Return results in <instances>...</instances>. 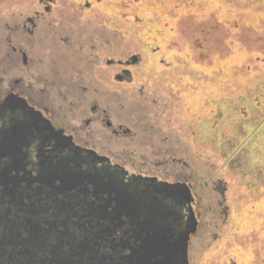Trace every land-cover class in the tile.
Wrapping results in <instances>:
<instances>
[{
  "label": "flooded vegetation",
  "instance_id": "1",
  "mask_svg": "<svg viewBox=\"0 0 264 264\" xmlns=\"http://www.w3.org/2000/svg\"><path fill=\"white\" fill-rule=\"evenodd\" d=\"M110 2L0 0V264H49L46 225L56 218L62 230L66 212L102 206L108 196L93 190L106 181L124 191V226L110 239L124 238V264L160 263L163 241L174 263L181 233L187 264H264V215L244 235L239 221L246 202L264 204V173L246 182L219 172L207 152L211 126L195 142L192 125L173 117L166 85L177 79L142 77L133 94L119 87L135 83L150 55L98 12ZM216 117L221 110L213 130ZM173 185L190 191L192 214L170 196Z\"/></svg>",
  "mask_w": 264,
  "mask_h": 264
},
{
  "label": "rangeland",
  "instance_id": "2",
  "mask_svg": "<svg viewBox=\"0 0 264 264\" xmlns=\"http://www.w3.org/2000/svg\"><path fill=\"white\" fill-rule=\"evenodd\" d=\"M110 3L105 11H100L103 4L97 11L113 17L115 33H126L129 44L137 50L142 46L151 57L136 69L133 85L119 87L133 94L139 91L142 77L177 79L178 85H166L174 88L171 92L178 99L172 101L178 110L173 117L179 124L192 125L195 142L211 126L207 152L219 172L248 174L246 182L264 173V0ZM150 48H160L159 56L153 57ZM145 87L151 90L153 84ZM218 110L221 118L216 117L213 130ZM250 202L239 218L245 223L243 235L245 228L259 227L260 214L264 215V204ZM247 255L244 260L249 261Z\"/></svg>",
  "mask_w": 264,
  "mask_h": 264
},
{
  "label": "water",
  "instance_id": "3",
  "mask_svg": "<svg viewBox=\"0 0 264 264\" xmlns=\"http://www.w3.org/2000/svg\"><path fill=\"white\" fill-rule=\"evenodd\" d=\"M106 182L107 184L98 185L93 190L95 197L100 194L108 196L102 206L95 208L93 204L82 203V208L85 209L82 215L75 214V212H66L64 221L60 220L63 223L62 230L56 229V218H53L50 224L46 225V236L52 232L55 233L54 242L46 246L49 264H124L123 262H127V260H124L126 257L123 258L121 254V252H124L123 250H126L124 238L120 237L115 241H110L115 232L114 229H121L124 226V191L120 187V183L115 181ZM169 188L173 191L170 196L186 203L189 213L192 214L193 197L190 191L183 185H173ZM120 189L123 191L121 195ZM112 204L116 207L112 208ZM70 224H73L74 227L69 228ZM194 226L195 221L192 217L191 228H188V232H193ZM166 230H169L171 238L172 231L170 229ZM186 241L187 233H181L178 235L177 240L172 241L173 255L176 250L180 252L174 263L167 252L170 248L166 246L167 242L163 241L161 243V246L163 245L161 249L162 259L158 264H187ZM106 248L111 250V254H104ZM132 256L135 257V255Z\"/></svg>",
  "mask_w": 264,
  "mask_h": 264
}]
</instances>
